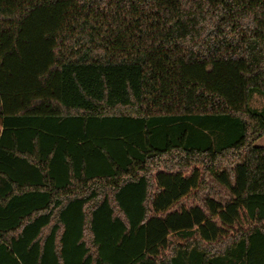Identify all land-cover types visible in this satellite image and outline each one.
Wrapping results in <instances>:
<instances>
[{
  "label": "trees",
  "instance_id": "1",
  "mask_svg": "<svg viewBox=\"0 0 264 264\" xmlns=\"http://www.w3.org/2000/svg\"><path fill=\"white\" fill-rule=\"evenodd\" d=\"M255 92L264 0H0V264H264Z\"/></svg>",
  "mask_w": 264,
  "mask_h": 264
},
{
  "label": "rangeland",
  "instance_id": "2",
  "mask_svg": "<svg viewBox=\"0 0 264 264\" xmlns=\"http://www.w3.org/2000/svg\"><path fill=\"white\" fill-rule=\"evenodd\" d=\"M249 107L253 109L254 111L261 112L264 110V96L258 92H255L249 103ZM257 146H263L264 147V135L260 137L257 141L254 143ZM207 184L209 189L214 190L216 192V199L228 202L231 198L229 191L224 188L222 185L216 183L212 178H208ZM209 193L208 190H205L201 193L200 197H204ZM191 202V201H190Z\"/></svg>",
  "mask_w": 264,
  "mask_h": 264
}]
</instances>
